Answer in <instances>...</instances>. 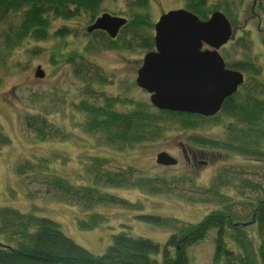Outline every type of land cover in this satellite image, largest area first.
<instances>
[{
	"label": "rangeland",
	"instance_id": "rangeland-1",
	"mask_svg": "<svg viewBox=\"0 0 264 264\" xmlns=\"http://www.w3.org/2000/svg\"><path fill=\"white\" fill-rule=\"evenodd\" d=\"M134 1L103 0L100 11L94 16L81 11L69 19L57 17L50 22L45 38L21 39L10 48L4 45L5 32H15L19 13H9L0 22V131L4 137L3 142L0 140V205L20 211H30L34 207L38 215L57 222L65 235L95 255L103 254L112 235L122 230L163 245L170 229L147 223L139 218L140 215L196 223L219 207L213 201H202L210 196H202L199 191L195 193L190 177L195 178L199 187H207L217 171L225 168L234 170L238 179L242 177L264 185V167L235 154L189 144L188 138L197 133L216 138L221 127L215 122L184 129L179 123L168 120L160 135L133 147L108 145L99 130L87 129L90 118L85 108H79L82 103L96 107L109 105L118 112L131 111L139 103H150L149 93L135 84L137 70L148 52L139 36L147 33L153 38L154 24L162 13L179 8L189 10L184 0H148L145 8L134 7ZM215 5L216 10L230 20L231 15L234 19L233 38L221 50L226 51L224 60L226 58L230 63L254 61L261 68V75L256 78L263 81L264 12L259 5L264 7V0H207V6ZM102 12L127 20L139 12L147 14L152 24L127 29L123 34L121 31L119 36L122 34V38L117 42L119 49L116 50L107 40L99 38L97 31H85ZM99 34L102 33L99 31ZM236 40L248 45L233 44ZM38 66L44 72L41 78L34 74ZM244 75L246 81L252 78L246 72ZM28 115L44 117L49 129L58 132L49 133L47 140L40 141L35 130L25 125ZM181 144L189 153L191 149L198 150L201 154L198 160L206 159L207 164L196 167L187 163L180 153ZM163 151L178 157L179 163L175 166L157 164L156 155ZM39 157L48 158L50 171L73 184H90L96 173L91 170V164L96 162L95 157H100L106 159L101 160L105 170L125 173L131 179H135L133 176L139 171L148 177L171 179L168 186L172 191L147 194L128 183L122 187L105 185L100 187L101 191L139 203L140 211L108 203L82 212L77 206L47 198L43 175L28 172L27 176L19 177L15 174V167L21 161L26 158L38 160ZM184 175L188 176L181 179ZM223 192L229 196L226 203L242 220L250 218L251 208L247 203L254 205L262 195L261 191L253 192L247 187L243 190L226 187ZM33 196L35 198L30 199ZM96 213L104 215L96 227L83 230L77 226L78 218L89 220ZM246 230L251 237H256L255 224H250ZM2 237L0 235V239ZM252 239L256 246L257 240ZM226 240L237 252L235 244ZM187 254L189 264H212L214 232L210 231L203 240L189 247Z\"/></svg>",
	"mask_w": 264,
	"mask_h": 264
},
{
	"label": "trees",
	"instance_id": "trees-1",
	"mask_svg": "<svg viewBox=\"0 0 264 264\" xmlns=\"http://www.w3.org/2000/svg\"><path fill=\"white\" fill-rule=\"evenodd\" d=\"M102 1L0 0V22L9 13H19L20 16L15 32H5L4 45L10 48L14 42L21 39H43L49 34V25L53 19H69L81 11L94 16L100 11ZM184 2L187 8L202 20L218 9L217 5L207 6V0ZM147 4L148 0L133 2L136 8H145ZM259 8L264 12L262 5H259ZM230 18L231 20L228 19L233 25L232 15ZM151 24L147 14L138 12L128 20L121 31L123 34L127 29L149 27ZM101 33L103 36L99 31L96 35L102 40H107L113 49H119L117 42L122 38V34L119 36L118 33L112 39L106 33ZM139 38L144 42L147 51L153 50L154 41L151 35L143 33ZM233 44L240 47L248 45L241 40H236ZM225 48L226 46H223L220 49L223 58L226 51L223 53L221 50ZM225 65L230 69L246 72L252 75V78L245 80L236 93L226 98L220 112L214 116L204 117L159 110L149 102L136 104V107L128 112L112 110L109 105L96 107L86 102L79 108H85L87 117L90 118L87 129L99 130L107 144L115 147H133L139 142L160 135L162 126L168 120L179 123L184 129L198 128L201 124L215 122L221 127L216 138L197 133L188 138L189 144L235 154L264 167V80L256 78L261 75V68L254 61L238 60L230 63L226 58ZM25 125L35 130L40 141L47 140L49 133L58 132L50 130L47 120L40 116H26ZM3 138L0 131L2 142ZM94 160L96 162L93 161L90 168L93 167L91 170L96 172L95 178L88 185L70 183L56 172L50 171L49 159L45 157H39L38 160L24 159L16 165L15 174L19 177L27 176L28 172L43 175L47 198L77 206L82 212L108 203L140 211L139 203L101 191L100 187L105 185L122 187L128 183L129 186H135L147 194L172 191L168 186L171 179L148 177L141 171L133 176L135 179H131V176L125 173L105 170L101 160L106 159L95 157ZM187 176H181V179ZM173 179L178 181V178ZM190 182L195 193L199 191L202 196H210L202 199L203 202L213 201L220 206L196 223H187L172 217L140 215L139 218L147 223L170 229L164 244L132 236L128 231L122 230L112 235L111 243L101 255H95L75 243L63 233L57 222L38 215L34 207L30 211H20L9 205H0V235L3 236L0 239V264H189L187 249L203 240L210 231L214 232L212 264H264V185L242 177L238 179L234 170L225 168L217 171L207 187H199L194 177H190ZM226 187H235V190L247 187L253 192H262L254 205L252 202L247 203L251 208L249 219L242 220L236 216L232 207L226 203L229 199L223 192ZM32 198L35 196L30 197ZM91 216L89 220L78 218L77 226L83 230H91L104 218L101 213ZM250 224L256 225V237H251L246 230ZM226 238L235 244L237 252L228 246ZM252 238L257 240L256 246Z\"/></svg>",
	"mask_w": 264,
	"mask_h": 264
},
{
	"label": "water",
	"instance_id": "water-1",
	"mask_svg": "<svg viewBox=\"0 0 264 264\" xmlns=\"http://www.w3.org/2000/svg\"><path fill=\"white\" fill-rule=\"evenodd\" d=\"M126 24V18L104 12L86 31L103 30L115 38ZM232 38V24L219 10L205 20L184 8L164 12L154 24V49L143 56L135 84L149 93L156 109L214 116L245 81L242 71L226 67L220 52ZM34 74L44 76L40 66ZM155 161L160 165L177 162L165 151Z\"/></svg>",
	"mask_w": 264,
	"mask_h": 264
},
{
	"label": "flooded vegetation",
	"instance_id": "flooded-vegetation-1",
	"mask_svg": "<svg viewBox=\"0 0 264 264\" xmlns=\"http://www.w3.org/2000/svg\"><path fill=\"white\" fill-rule=\"evenodd\" d=\"M102 13H104V12H102ZM102 13H100V14H102ZM99 16V15H98ZM98 16H96V17H98ZM116 16V15H115ZM96 17H95V19H96ZM94 19V20H95ZM94 20L90 23V24H92L93 22H94ZM127 22H128V20H127ZM89 24V25H90ZM123 27H121L120 29H119V31H118V33H120V31H121V29H122ZM86 31V30H85ZM96 31H100V32H103V33H106L105 31H103V30H94V31H92V32H90V33H94V32H96ZM87 32V31H86ZM107 34V33H106ZM108 35V34H107ZM118 35V34H117ZM113 39V38H112ZM191 149V148H190ZM180 150H181V155H182V158L185 160V161H187V163H192V165L191 166H196V167H198V166H200V165H205V164H207V160L206 159H200V160H198V158L200 157V152L198 151V150H196V151H193L192 149L190 150V152L191 153H189V151L187 150V148L183 145V144H181L180 145ZM166 152V151H165ZM176 158V160H177V162H176V164H174V165H172V166H175V165H177L178 163H179V161H180V159L178 158V157H175ZM163 166H165V165H163Z\"/></svg>",
	"mask_w": 264,
	"mask_h": 264
}]
</instances>
